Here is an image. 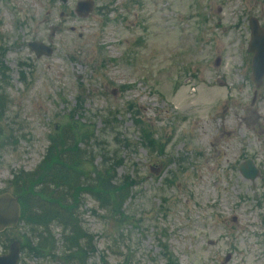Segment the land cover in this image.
Here are the masks:
<instances>
[{
  "label": "rangeland",
  "instance_id": "rangeland-1",
  "mask_svg": "<svg viewBox=\"0 0 264 264\" xmlns=\"http://www.w3.org/2000/svg\"><path fill=\"white\" fill-rule=\"evenodd\" d=\"M78 2H92L87 16ZM250 17L264 26V0H0V193L73 118L92 152L85 169L105 160L116 182L136 181L116 219L83 197L87 264H264V82L249 80ZM34 41L51 54L34 56ZM246 159L252 182L237 169ZM18 237L1 236L0 253Z\"/></svg>",
  "mask_w": 264,
  "mask_h": 264
},
{
  "label": "trees",
  "instance_id": "trees-1",
  "mask_svg": "<svg viewBox=\"0 0 264 264\" xmlns=\"http://www.w3.org/2000/svg\"><path fill=\"white\" fill-rule=\"evenodd\" d=\"M3 96L0 94V105L4 103ZM78 130L70 125L55 128L40 165L33 172L15 174L10 182L12 193L19 197L22 226L26 229L22 251L60 264H87L95 253L93 237L80 219L79 203L84 194L111 211L114 218L121 215L120 209L136 185L128 178L116 182L114 168L105 160L87 172L86 154L78 147L79 142L86 144L85 135ZM55 229L60 231L58 238ZM160 245L166 250L165 245Z\"/></svg>",
  "mask_w": 264,
  "mask_h": 264
},
{
  "label": "water",
  "instance_id": "water-1",
  "mask_svg": "<svg viewBox=\"0 0 264 264\" xmlns=\"http://www.w3.org/2000/svg\"><path fill=\"white\" fill-rule=\"evenodd\" d=\"M250 40L248 43V52L254 53L251 62L252 81L257 87L262 83L264 75V28H260L257 21L253 18L249 19ZM30 50L34 51L38 56L44 54L49 56L51 51L39 42L29 43ZM240 172L244 178L254 180L257 171L250 165L245 168L240 167ZM20 218V207L17 198L8 193L0 195V232L5 229H12L17 226ZM19 259V245L12 244L9 252L0 257V264H17Z\"/></svg>",
  "mask_w": 264,
  "mask_h": 264
}]
</instances>
